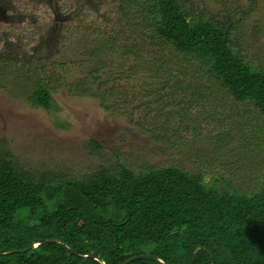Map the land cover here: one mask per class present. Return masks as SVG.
I'll list each match as a JSON object with an SVG mask.
<instances>
[{
    "label": "rangeland",
    "instance_id": "obj_1",
    "mask_svg": "<svg viewBox=\"0 0 264 264\" xmlns=\"http://www.w3.org/2000/svg\"><path fill=\"white\" fill-rule=\"evenodd\" d=\"M181 1L219 24L240 17L231 28L234 48L264 68V0ZM107 36L113 54L91 81L85 73L93 62H76L83 41ZM8 44L18 66L28 60L52 86L58 105L47 111L11 92L10 84L0 86V157L25 175L88 179L118 165L135 172L175 165L210 184L219 173L240 193L262 185L264 114L251 101L234 100L214 76L194 74L185 54L130 15L121 18L115 1L91 8L83 0H0V52ZM128 47L137 58L121 56ZM175 79L180 90L170 88ZM83 81L93 83L79 95L75 84Z\"/></svg>",
    "mask_w": 264,
    "mask_h": 264
},
{
    "label": "trees",
    "instance_id": "obj_2",
    "mask_svg": "<svg viewBox=\"0 0 264 264\" xmlns=\"http://www.w3.org/2000/svg\"><path fill=\"white\" fill-rule=\"evenodd\" d=\"M96 1L103 0H83L91 8ZM113 1L121 18L130 15L185 54L196 65L194 74L214 76L234 100L251 101L264 114V68L234 48L231 28L240 17L219 24L181 0ZM41 45L52 49L48 39ZM82 45L76 62H93L85 73L93 81L113 54L114 41L86 38ZM6 47L0 52V86L10 84L11 92L47 111L57 108L52 86L28 60L18 66L17 55ZM128 50L121 56L137 58V51ZM175 80L170 88L180 90ZM89 83L74 89L82 95ZM183 115L195 130L197 122L186 111ZM212 178L214 184L175 165L137 172L118 165L88 179L28 176L0 157V264H102L83 255L105 264L137 255L124 264H264V181L257 191L240 193L219 173Z\"/></svg>",
    "mask_w": 264,
    "mask_h": 264
},
{
    "label": "water",
    "instance_id": "obj_3",
    "mask_svg": "<svg viewBox=\"0 0 264 264\" xmlns=\"http://www.w3.org/2000/svg\"><path fill=\"white\" fill-rule=\"evenodd\" d=\"M56 239V238H55ZM55 239H48V241H53V240H55ZM58 240H60V239H58ZM36 245V243H31L30 245H29V247H33V246H35ZM25 248H23V249H21V250H24ZM14 251H17V250H14ZM88 256H90V257H94L95 259H97V260H99L102 264H105V262L100 258V257H97V256H95V255H93V256H91V255H83L82 257H88ZM136 257H140L139 255H137V256H135V257H132L131 259H133V258H136ZM131 259H129V260H127L126 262H124V263H127V262H129V261H131ZM124 263H121V264H124Z\"/></svg>",
    "mask_w": 264,
    "mask_h": 264
}]
</instances>
